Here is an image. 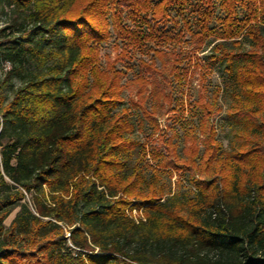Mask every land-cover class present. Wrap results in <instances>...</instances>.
<instances>
[{"label":"trees","instance_id":"1","mask_svg":"<svg viewBox=\"0 0 264 264\" xmlns=\"http://www.w3.org/2000/svg\"><path fill=\"white\" fill-rule=\"evenodd\" d=\"M111 1L128 7L133 21L123 26L113 14L127 44L114 42L112 55L101 50ZM0 6L21 15L0 28V63H8L0 76V264H264V0ZM170 15L196 48L211 43L210 63L223 64L230 111L243 119V140L227 152L210 120L216 95L193 101L197 123L184 127L181 153L152 119L154 107L143 105L149 79L135 78L132 102L151 117L154 146L133 135L142 120L117 110L124 85L116 63L129 47L154 40ZM14 76L19 84L6 100L3 88ZM161 170L190 172L191 187L166 190L157 182Z\"/></svg>","mask_w":264,"mask_h":264},{"label":"rangeland","instance_id":"2","mask_svg":"<svg viewBox=\"0 0 264 264\" xmlns=\"http://www.w3.org/2000/svg\"><path fill=\"white\" fill-rule=\"evenodd\" d=\"M109 7V39L102 42V52L112 55L113 43L126 45L127 37L116 25L113 14L116 13L123 26L133 27L131 13L128 7L123 4L111 1ZM21 15L13 13L9 7L4 9L0 6V28L6 24H13L14 19L21 20ZM153 23V22H152ZM13 32H17L16 26H11ZM8 30H10L8 28ZM157 37L154 40L145 41L140 47H129L128 56L116 63V67L122 71L121 82L124 85L122 93V102L117 110L126 107L125 113L135 123L141 121V126L137 127L133 133L146 147L156 144L155 136L148 138L152 130L151 117L148 118L141 114V107L134 105L132 99L138 92L139 84L136 81L138 75L144 76L151 82L146 84L144 89L143 105L151 109L152 119L156 120L160 132H164L165 136H173V141L177 144V150L182 152L183 129L189 124L197 123L196 106L193 101L201 93L206 98L214 95L217 97L216 107L219 109L211 115L210 120L216 128V138L220 142L221 150L227 152L237 146L242 138L238 135V128L243 124V119L230 111L231 95L227 86L224 87L223 64L220 62L210 63L207 53L210 51L211 43H204L200 48H196V41L191 37V33L183 26L179 17L171 15L167 20L159 21L156 28ZM159 50L161 57L154 51ZM105 58L101 60L104 65ZM211 64V65H210ZM8 68V63H0V76ZM11 84L5 85L6 100L10 98L13 88L19 84V78L14 76L10 80ZM153 82V83H152ZM12 84L14 87H12ZM219 90L216 91V88ZM153 92H167L169 100H166L162 94L157 93V97L153 96ZM216 93V94H215ZM172 110L165 113L166 109ZM129 156V162L135 160L137 149ZM152 160L146 157L143 167L144 173L150 176L151 169L148 164ZM190 172H172L161 170L158 174L157 182L162 184L166 190L183 191L191 187L189 180ZM129 213L138 218L143 216L141 209L129 210ZM14 212L10 213L5 219V223L9 224Z\"/></svg>","mask_w":264,"mask_h":264}]
</instances>
